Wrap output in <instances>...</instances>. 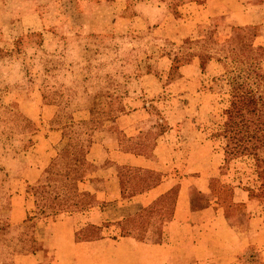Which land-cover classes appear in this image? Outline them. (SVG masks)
<instances>
[{
    "label": "rangeland",
    "instance_id": "rangeland-1",
    "mask_svg": "<svg viewBox=\"0 0 264 264\" xmlns=\"http://www.w3.org/2000/svg\"><path fill=\"white\" fill-rule=\"evenodd\" d=\"M202 1L0 0V254L3 241L12 247L6 260L39 247L35 223L11 224V197L23 195L31 215L47 222L93 206L97 201L81 182L94 164L109 160L100 147L87 152L93 141L125 136L123 129L147 128L141 136L148 144L158 133L179 131L173 142L187 163L221 164L220 179H213L221 202L238 186L253 190L250 212L264 211V192L257 191L264 160L257 167L253 155L264 158V10L254 16L260 24L232 25L221 17L239 3L214 0L218 14L210 27H170L158 43L156 6L194 9ZM241 97L254 101L243 107L242 119ZM187 131L195 140L182 144ZM235 137L250 142L227 154ZM75 143L82 144L74 164L65 157ZM37 181L41 194H59L49 214L37 213Z\"/></svg>",
    "mask_w": 264,
    "mask_h": 264
},
{
    "label": "crops",
    "instance_id": "crops-1",
    "mask_svg": "<svg viewBox=\"0 0 264 264\" xmlns=\"http://www.w3.org/2000/svg\"><path fill=\"white\" fill-rule=\"evenodd\" d=\"M234 1L239 3L238 8L225 12L221 19L232 25L260 24L254 16L264 10V0ZM202 2L194 9H173L167 2L156 6L153 13L158 43L166 42L170 27L179 30L189 22L196 31L210 27L218 14L213 12L214 0ZM196 31L190 32L194 35ZM182 68L186 69V64L178 69ZM122 131L132 139L147 128L133 133ZM167 133L155 135L141 151L121 148L116 137L110 144L93 143L87 156L100 147L109 163L94 164L95 171L81 182L82 191L89 192L97 201L82 212L47 222L31 215L32 205L24 206L23 195L11 197V224L35 223L33 235L39 247L14 255L11 262L4 252L12 247L3 241L0 264H264V211L250 212L248 192L238 186H233L228 201H219L218 194H213V179L215 175L220 179L221 164L203 166L197 158L187 163L183 147L174 146L179 131ZM187 133L189 139L182 144L195 140L194 132ZM126 187L136 190L127 193ZM196 190L210 201L198 210L193 209ZM239 204L248 210H236ZM151 208L155 215L142 217ZM130 228L134 229L128 233ZM157 229L162 236L159 241L136 236L145 232L153 235Z\"/></svg>",
    "mask_w": 264,
    "mask_h": 264
},
{
    "label": "trees",
    "instance_id": "trees-1",
    "mask_svg": "<svg viewBox=\"0 0 264 264\" xmlns=\"http://www.w3.org/2000/svg\"><path fill=\"white\" fill-rule=\"evenodd\" d=\"M253 98V97H252ZM252 98H249V100H244L242 99V97L240 98V100H238V104L236 106V112L238 113V115L241 117H243V107H249V105H251L254 101L252 100ZM253 106V104H252ZM13 113V112H12ZM15 114V113H13ZM242 121V120H241ZM142 135V134H141ZM141 135H138L136 136L135 138H127L125 137L124 135L123 136H120L119 138H117V142L118 144L121 145V148H126V149H131V150H135V151H141L143 146L148 143V141H146L145 137H142ZM146 135V134H145ZM250 140V139H249ZM250 142L248 141L247 139H244V140H240L239 138H233V141H231V146L229 148H227V151L226 153H230V154H235L237 152H242L245 148H246V144L244 145L243 142ZM93 142H97V141H93ZM81 144L82 143H76L73 145V148H75V150L73 149L72 151H70L69 154H67L68 156H66L65 158L67 160H71L74 164L78 161L79 159V155L80 153L78 152V148L81 147ZM239 149H242V150H239ZM253 155L256 156V160H257V167H261L260 164L262 162V160H264V158H260L257 156L256 153H253ZM224 185V183H221ZM227 185V184H226ZM40 181H37V184H35L34 186H32L33 188V194H34V202H35V206L37 208V213L39 215H42V214H49L52 207H53V201L52 200H55V199H58L59 198V194H57V196L55 197V195H52V199H51V195H44V194H41L42 192H40ZM228 186V185H227ZM125 192L127 193H130L132 191H135L136 189L132 190L131 188H124ZM128 190V191H126ZM248 191V195H249V192L250 191H253V190H250V189H246ZM258 193H263L264 192V182L261 183V185L259 186V188L257 189ZM257 194V192H255ZM198 196L200 197L198 199ZM250 196V195H249ZM204 200V202L201 204V205H197V200H202V198ZM219 198V196H218ZM194 200L195 202H193V209L195 210H198V209H201L202 207H206L208 204H209V200L207 198L206 195H203L201 194V192H199L198 190H196L195 192V196H194ZM221 201V200H219ZM53 202V203H52ZM151 212V213H150ZM150 214L152 216L155 215V211L153 208L147 210V212L145 211L143 214H142V217L144 216H150ZM162 222V221H161ZM134 223H136L134 221ZM129 224V223H128ZM144 228H142V230L144 231ZM134 229V228H133ZM132 228H130L129 231H127L128 233H130L131 230H133ZM126 232V231H125ZM159 229H157V233H154L153 235H147L146 232L145 233H139L138 235H136L138 238L142 239V240H147V241H159L162 239V236H161V233H159Z\"/></svg>",
    "mask_w": 264,
    "mask_h": 264
}]
</instances>
